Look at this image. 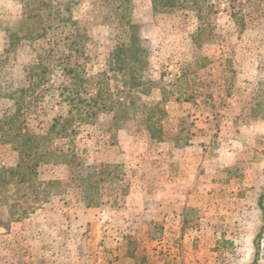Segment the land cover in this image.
I'll return each mask as SVG.
<instances>
[{"label":"rangeland","instance_id":"1","mask_svg":"<svg viewBox=\"0 0 264 264\" xmlns=\"http://www.w3.org/2000/svg\"><path fill=\"white\" fill-rule=\"evenodd\" d=\"M97 90L127 120L99 111L55 140L87 181L42 164L39 181L63 183L40 202L7 187L0 264H264V0H0L1 122L18 99L21 129L43 133ZM4 139L0 170L18 158ZM139 175L157 178L147 204L182 214H137Z\"/></svg>","mask_w":264,"mask_h":264},{"label":"trees","instance_id":"2","mask_svg":"<svg viewBox=\"0 0 264 264\" xmlns=\"http://www.w3.org/2000/svg\"><path fill=\"white\" fill-rule=\"evenodd\" d=\"M192 2L194 3L195 0H192ZM170 4L171 3L165 2L161 6H169ZM120 47V49H117L122 53L120 57L121 61H124L128 56V49L124 45ZM137 55H139V52ZM33 71L36 80L34 84L35 89L44 84L48 71L41 63H38ZM24 91L25 90H20L19 92L23 94ZM84 100L85 101L82 102L86 104L83 107H80L77 102V104L73 105L74 112L72 109H69L64 116H58L52 119L50 125L43 133H34L30 130L23 131V129H21L19 116L22 109V101L20 102L18 99L15 101L17 106L15 112L10 117L5 118L4 121H0L1 136H4V142L11 145L18 157L14 168L0 170V199H2L1 194L8 191L7 187L12 186L18 199L31 197L34 198L33 204H35L37 201L40 202L42 200L41 198L47 196L53 186L63 183L59 180L47 182L39 181L37 169L42 164H64L69 170L67 181H87L83 179L85 175H81L82 165L76 163V158L72 149H66L62 145H54V142L55 140L68 139V129L74 122L94 123L99 111L111 114L109 123L110 128L120 127L123 122L127 120L125 113L121 111L126 107L127 101L125 102L124 98L120 97L114 100H104L101 98L99 90H97L94 96ZM120 100H122V102H120ZM162 114H165V111H162ZM150 134V138L152 139H163L160 131L157 135H155L154 132H150ZM68 142L69 144L72 143L69 140ZM81 199L82 202H84L85 208L96 207V203H93L91 198H88V195L81 197ZM261 211L264 218V209L261 208Z\"/></svg>","mask_w":264,"mask_h":264},{"label":"crops","instance_id":"3","mask_svg":"<svg viewBox=\"0 0 264 264\" xmlns=\"http://www.w3.org/2000/svg\"><path fill=\"white\" fill-rule=\"evenodd\" d=\"M171 162H176V161H171ZM172 166L175 167L176 164H174ZM179 169H180V167H179ZM180 171L181 170H177V169H173L172 173H171V171H167L166 174H165V180L167 179L168 182H179L178 179L180 178V176L182 174ZM148 180L156 181L157 178H155V179L154 178H152V179L149 178L148 179V178L143 177L142 175H139L137 177V214H140V215H142V214H145V215L153 214V215H155V214H159L161 212H166L168 214L175 215V216L182 214V211H181L182 208L180 209V207L176 206L175 202L173 203V206L168 207V209L166 211H163V207H159V205L156 202L152 201V204H151V201H149L150 204H147L148 200H157V196L159 195L158 193H156L154 195V194H152L151 191L148 192V189H147V186H146V183L148 182ZM152 195H154V196H152ZM84 211L85 212H89L90 209H86L85 208ZM139 219L137 218V222L139 221ZM172 221H173V223H170V224L173 225V230H175L177 225H178L177 224L178 220L176 221V219H173ZM89 222H91V224H90L91 226H93V225H96V226L97 225L98 226L102 225L101 222H97V221L95 222V221H91L90 220ZM181 227H180V229H181ZM93 233H95L94 234V236H95L96 235V231H94ZM90 234L91 233H89L88 235H90ZM147 259H148V257H146V260ZM137 262H138V260H137ZM137 264H140V263H137Z\"/></svg>","mask_w":264,"mask_h":264}]
</instances>
